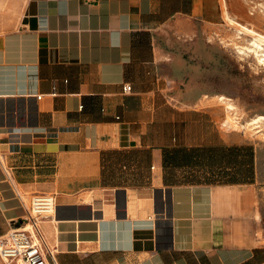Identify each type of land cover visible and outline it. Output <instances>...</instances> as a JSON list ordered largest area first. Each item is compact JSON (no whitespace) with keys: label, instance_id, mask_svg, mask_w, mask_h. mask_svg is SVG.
<instances>
[{"label":"crops","instance_id":"0c3cea01","mask_svg":"<svg viewBox=\"0 0 264 264\" xmlns=\"http://www.w3.org/2000/svg\"><path fill=\"white\" fill-rule=\"evenodd\" d=\"M223 3L23 0L0 31V237L49 194L57 264H264L245 148L201 105Z\"/></svg>","mask_w":264,"mask_h":264},{"label":"rangeland","instance_id":"374dc122","mask_svg":"<svg viewBox=\"0 0 264 264\" xmlns=\"http://www.w3.org/2000/svg\"><path fill=\"white\" fill-rule=\"evenodd\" d=\"M22 4L23 0H6L0 6V31L14 27ZM223 12V22L208 25L205 33L208 96L201 105L213 114L231 143L247 149L242 175L255 179L264 218V64L252 51H239L252 47L251 35L238 30L243 25L264 35V0H224ZM203 76L197 74L198 79ZM260 234L264 238V228Z\"/></svg>","mask_w":264,"mask_h":264},{"label":"built area","instance_id":"2783aa9c","mask_svg":"<svg viewBox=\"0 0 264 264\" xmlns=\"http://www.w3.org/2000/svg\"><path fill=\"white\" fill-rule=\"evenodd\" d=\"M168 88L172 87L170 81ZM124 93L132 90L130 84L122 86ZM38 96L37 99H41ZM55 213L54 197L35 194L26 216L17 227L0 237V264H57L55 250L47 245L41 230L44 220Z\"/></svg>","mask_w":264,"mask_h":264},{"label":"bare ground","instance_id":"6f19581e","mask_svg":"<svg viewBox=\"0 0 264 264\" xmlns=\"http://www.w3.org/2000/svg\"><path fill=\"white\" fill-rule=\"evenodd\" d=\"M229 21H230V23H234V21L232 19H229ZM239 26L240 27L238 30L240 32L247 33V34L251 35L250 42H251V47H252V48L246 47V48H242V49L240 47L239 51L243 54L252 51L255 54V56L257 57V59L260 62H263V64H264V35L259 34V33L255 32L254 30H251L250 28H247L243 25H239ZM221 99H225V98L221 97Z\"/></svg>","mask_w":264,"mask_h":264},{"label":"trees","instance_id":"16d2710c","mask_svg":"<svg viewBox=\"0 0 264 264\" xmlns=\"http://www.w3.org/2000/svg\"><path fill=\"white\" fill-rule=\"evenodd\" d=\"M244 150H247V149H244ZM251 155V154H250Z\"/></svg>","mask_w":264,"mask_h":264},{"label":"water","instance_id":"95a60500","mask_svg":"<svg viewBox=\"0 0 264 264\" xmlns=\"http://www.w3.org/2000/svg\"><path fill=\"white\" fill-rule=\"evenodd\" d=\"M160 224V223H159Z\"/></svg>","mask_w":264,"mask_h":264}]
</instances>
